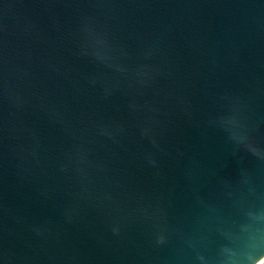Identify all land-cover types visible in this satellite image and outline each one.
<instances>
[{
  "label": "water",
  "instance_id": "water-1",
  "mask_svg": "<svg viewBox=\"0 0 264 264\" xmlns=\"http://www.w3.org/2000/svg\"><path fill=\"white\" fill-rule=\"evenodd\" d=\"M264 0H0V264H262Z\"/></svg>",
  "mask_w": 264,
  "mask_h": 264
},
{
  "label": "bare ground",
  "instance_id": "bare-ground-1",
  "mask_svg": "<svg viewBox=\"0 0 264 264\" xmlns=\"http://www.w3.org/2000/svg\"><path fill=\"white\" fill-rule=\"evenodd\" d=\"M264 262V258L261 260V263Z\"/></svg>",
  "mask_w": 264,
  "mask_h": 264
},
{
  "label": "trees",
  "instance_id": "trees-1",
  "mask_svg": "<svg viewBox=\"0 0 264 264\" xmlns=\"http://www.w3.org/2000/svg\"><path fill=\"white\" fill-rule=\"evenodd\" d=\"M262 264H264V262Z\"/></svg>",
  "mask_w": 264,
  "mask_h": 264
}]
</instances>
